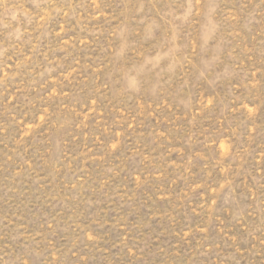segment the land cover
Masks as SVG:
<instances>
[{"label":"rangeland","instance_id":"obj_1","mask_svg":"<svg viewBox=\"0 0 264 264\" xmlns=\"http://www.w3.org/2000/svg\"><path fill=\"white\" fill-rule=\"evenodd\" d=\"M0 264H264V0H0Z\"/></svg>","mask_w":264,"mask_h":264}]
</instances>
